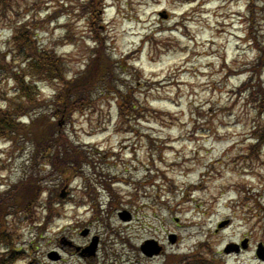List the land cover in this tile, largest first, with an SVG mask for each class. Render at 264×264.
Listing matches in <instances>:
<instances>
[{
    "label": "rangeland",
    "instance_id": "374dc122",
    "mask_svg": "<svg viewBox=\"0 0 264 264\" xmlns=\"http://www.w3.org/2000/svg\"><path fill=\"white\" fill-rule=\"evenodd\" d=\"M99 1L97 28L107 55L121 62L113 66L112 89L136 100L138 112L127 118L132 124L123 123L119 94L102 92L94 110L71 116L65 130L93 161L88 180L68 177L52 225L24 226L17 248L27 249L26 257L15 263L51 264L44 253L57 250L58 239L87 245L99 237L98 258L87 263L68 251L74 257L58 264H180L195 254L217 264H264L257 257L264 246V147L254 140L256 111L240 92L257 56L248 35L249 0ZM81 3L16 0L18 15L10 18L32 26L38 45L54 49L71 78L85 70L96 47ZM254 36L264 46V0ZM10 38L0 31V49ZM40 87L44 99L53 96ZM1 88L12 97V86ZM24 160L0 142V193L23 178ZM45 171L43 185L53 187L56 177L50 167ZM111 194L121 197L113 207ZM43 208L38 223L46 222ZM122 211L132 214L131 222L119 219ZM86 228L89 240L81 236ZM170 234L177 236L174 246ZM148 239L164 244L166 261L142 255Z\"/></svg>",
    "mask_w": 264,
    "mask_h": 264
},
{
    "label": "trees",
    "instance_id": "16d2710c",
    "mask_svg": "<svg viewBox=\"0 0 264 264\" xmlns=\"http://www.w3.org/2000/svg\"><path fill=\"white\" fill-rule=\"evenodd\" d=\"M15 1L0 0V31L11 35V44L6 42V49H0V142L10 144L12 153H21L25 160L23 178L0 193V264H16L19 258L26 257L27 249L17 248L24 226L36 229L40 225L56 222L58 204L64 202L60 191L68 184L69 176L88 180L86 169L88 165H93V161L89 158L90 153L73 142L65 130L71 116L94 110L102 92L119 94V116L127 125L132 124L131 118H127L139 108L136 100L132 104L129 97L112 89L116 85L115 80H110L113 66L121 62L107 55L103 30L97 28V25H102L97 22L100 19L99 0H85L86 3L78 7V11L89 14L88 20L92 18L90 32L96 47L89 52L90 60L85 70L72 78L67 62L54 49L38 45L32 26L10 21L11 16L17 14ZM262 1L249 0L248 35L253 40L257 56L247 71L248 81L242 85L244 88L241 87L240 92L256 111L254 140L264 147V85L260 81L264 71V46L254 36L258 7ZM1 85L13 87L11 98L7 97L9 92H5ZM40 85L45 86L44 90L51 89L53 96L50 99L42 97L43 88ZM49 167L58 180L53 187L47 182L49 187L43 185L48 178V175H43ZM60 178L62 182H59ZM87 194L92 197L91 193ZM43 195L47 196L45 202L41 201ZM111 196L109 207L115 206L121 199L118 195ZM40 204L46 215V222L42 223L36 221ZM96 206L99 208V203ZM185 264L217 263L204 255H192L185 259Z\"/></svg>",
    "mask_w": 264,
    "mask_h": 264
},
{
    "label": "water",
    "instance_id": "95a60500",
    "mask_svg": "<svg viewBox=\"0 0 264 264\" xmlns=\"http://www.w3.org/2000/svg\"><path fill=\"white\" fill-rule=\"evenodd\" d=\"M120 217L123 220H128L129 219V217H128V215L126 213L120 214ZM84 234L86 235V233H84ZM143 250H148V251L152 252L153 254H158V252H159V249L156 248L154 242H148L147 245L145 247H143ZM146 254H148V253H146ZM50 257H52V255H50Z\"/></svg>",
    "mask_w": 264,
    "mask_h": 264
},
{
    "label": "flooded vegetation",
    "instance_id": "af4514ba",
    "mask_svg": "<svg viewBox=\"0 0 264 264\" xmlns=\"http://www.w3.org/2000/svg\"><path fill=\"white\" fill-rule=\"evenodd\" d=\"M61 249H62V248H61ZM64 256H65V255H63V257H62L61 260H60V257H59V258L57 257V260H58V261H55V263H59V262H61V261L65 258Z\"/></svg>",
    "mask_w": 264,
    "mask_h": 264
}]
</instances>
